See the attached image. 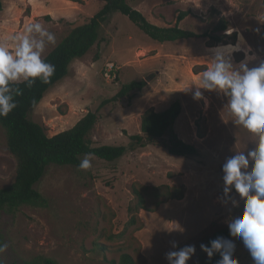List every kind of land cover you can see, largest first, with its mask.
Returning a JSON list of instances; mask_svg holds the SVG:
<instances>
[{
    "label": "rangeland",
    "instance_id": "rangeland-1",
    "mask_svg": "<svg viewBox=\"0 0 264 264\" xmlns=\"http://www.w3.org/2000/svg\"><path fill=\"white\" fill-rule=\"evenodd\" d=\"M139 1L142 9L137 8ZM82 3L78 2L80 7ZM128 3L159 26L174 25L180 10H190L180 26L199 33L211 31L225 16L230 21L227 33L242 34L256 53L253 64L264 59V0ZM102 5L100 0H93L73 21L55 15L54 9L61 8L55 3L4 0L0 40L38 20L56 35L58 43L73 25L84 23ZM100 33L103 40L72 62L68 76L46 93L30 117L52 136L74 126L89 110L99 109V121L91 132L93 144L128 145L130 134L141 133V117L146 110L161 111L179 99L183 110L175 130L183 140L197 146L199 154L185 157L169 153L165 136L157 144L129 151L115 161L92 155L88 170L74 165L48 166L35 185L48 199L46 206L22 205L15 213L0 211V230L8 244L3 259L8 264H20L45 255L60 264H118L121 254L129 252L137 264H168L167 252L195 245L196 252L187 264H202L200 245L205 238L228 227V221L243 207L242 201L238 208L221 202V166L235 151L254 147L256 137L234 124L223 93L202 89L206 105L205 98L197 100L191 92L182 91L211 66L207 56L214 46L208 45L212 43L208 38L158 42L120 11L110 15ZM221 44L226 43L217 45ZM54 46L50 45L45 55ZM242 59V52L234 54V62ZM108 62L116 64L118 79L112 81L106 76ZM142 79L147 85L135 91L132 100L124 97L99 107L123 84ZM16 167L0 125V187L14 182ZM134 187L146 197V208L138 212L140 229L134 225L127 228L132 217L129 208L136 204ZM175 188H182L184 196L168 199ZM232 195L239 199L235 191ZM233 240L239 264H252L243 242Z\"/></svg>",
    "mask_w": 264,
    "mask_h": 264
},
{
    "label": "trees",
    "instance_id": "trees-1",
    "mask_svg": "<svg viewBox=\"0 0 264 264\" xmlns=\"http://www.w3.org/2000/svg\"><path fill=\"white\" fill-rule=\"evenodd\" d=\"M73 1L82 2L83 0ZM3 9L4 0H0V13ZM115 11L127 15L158 42L193 38H208L212 41L208 44L209 46L237 42L236 31L227 33L230 29V21L225 16L219 18L211 31L199 33L180 26V22L191 13L190 10H180L174 25L159 26L151 22L142 11L131 6L128 0H105V4L98 12L84 23L73 25L69 32L45 55L47 61L55 65V73L50 81L42 83L37 80L31 88H27L24 84L17 85L23 92L22 95L16 97L17 107L7 117H0V125L6 132L8 149L17 162L14 182L6 187H0V211L15 213L22 205L46 206L48 199L35 188V185L45 175L47 167L52 164L78 166L86 153H92L107 161H115L129 151L157 144L167 136L164 145L169 153L185 157L199 154L198 147L183 140L175 130V123L183 110V104L179 99L173 101L164 110L157 111L154 108L146 110L141 117V133L130 134L128 145L93 144L91 132L99 121V109L89 110L74 126L52 136L47 134L44 126L30 117L31 112L42 101L46 93L68 76L72 62L84 57L94 45L103 40L100 33L102 24ZM146 85L147 82L144 79L123 84L113 97L104 100L99 107L124 97L132 100L135 97V91L143 90ZM133 192L136 196V204L129 208L132 217L127 223V228L134 225L140 229L142 224L138 212L146 208V197L137 187L133 188ZM183 196L182 188H175L170 190L168 199H181ZM221 236L233 240V237L229 235V228L225 227L206 237L203 244L210 246L211 240ZM0 243H5L1 230ZM0 259H3V254H0ZM201 259L202 264H216L220 256L217 253L209 259L203 252ZM4 262L8 264L5 260ZM20 264L60 263L54 258L37 255ZM118 264H137V261L131 253L124 252Z\"/></svg>",
    "mask_w": 264,
    "mask_h": 264
},
{
    "label": "clouds",
    "instance_id": "clouds-1",
    "mask_svg": "<svg viewBox=\"0 0 264 264\" xmlns=\"http://www.w3.org/2000/svg\"><path fill=\"white\" fill-rule=\"evenodd\" d=\"M56 43V35L38 20L0 40V117H7L17 107L16 97L23 94L17 85L31 88L37 80L50 81L55 65L47 61L45 52ZM238 52L243 53V59L234 62ZM207 57L211 66L182 91L191 92L197 100L205 98L202 89L223 93L234 124L256 137L254 147L235 151L223 162L221 202H230L237 208L243 202L239 214L228 221L229 235L243 242L252 264H264V59L253 64L257 55L242 34L235 44L212 47ZM91 157L92 153H86L78 168L90 169ZM233 191L239 199L232 195ZM172 247H177L175 242ZM7 248V243H0V254ZM200 248L209 259L218 253L220 259L216 264H239L232 239L217 237L210 241V246L202 243ZM195 252V245H186L167 252L166 259L168 264H187ZM0 264H5L3 259Z\"/></svg>",
    "mask_w": 264,
    "mask_h": 264
},
{
    "label": "crops",
    "instance_id": "crops-1",
    "mask_svg": "<svg viewBox=\"0 0 264 264\" xmlns=\"http://www.w3.org/2000/svg\"><path fill=\"white\" fill-rule=\"evenodd\" d=\"M92 1L93 0H83L82 7L79 6L78 2L73 0H31V3H34L35 5L37 3H40L50 6L54 3L58 4L59 6H61V8L54 9L55 15H57L59 18H66L69 20L71 19L73 21H76L75 16L79 15L80 12L83 11L85 7L89 6ZM100 1L102 2L103 5L105 4V0H100ZM137 8L140 9L143 8L142 1L137 2ZM68 9L73 10V12H69ZM48 11L51 12L53 10L50 9Z\"/></svg>",
    "mask_w": 264,
    "mask_h": 264
},
{
    "label": "built area",
    "instance_id": "built-area-1",
    "mask_svg": "<svg viewBox=\"0 0 264 264\" xmlns=\"http://www.w3.org/2000/svg\"><path fill=\"white\" fill-rule=\"evenodd\" d=\"M118 69H117V66L116 64H114L113 62H108L106 64V76L110 79V80H116L118 78V73H117ZM205 103L206 105L207 102H206V98H205Z\"/></svg>",
    "mask_w": 264,
    "mask_h": 264
},
{
    "label": "water",
    "instance_id": "water-1",
    "mask_svg": "<svg viewBox=\"0 0 264 264\" xmlns=\"http://www.w3.org/2000/svg\"><path fill=\"white\" fill-rule=\"evenodd\" d=\"M150 79V77H148L146 80H149Z\"/></svg>",
    "mask_w": 264,
    "mask_h": 264
}]
</instances>
